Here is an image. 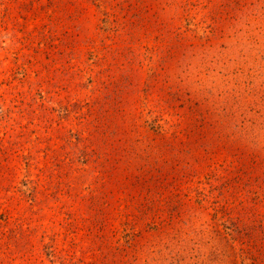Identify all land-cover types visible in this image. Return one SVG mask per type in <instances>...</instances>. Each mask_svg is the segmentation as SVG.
Masks as SVG:
<instances>
[{
  "label": "rangeland",
  "instance_id": "1",
  "mask_svg": "<svg viewBox=\"0 0 264 264\" xmlns=\"http://www.w3.org/2000/svg\"><path fill=\"white\" fill-rule=\"evenodd\" d=\"M0 264H264V0H0Z\"/></svg>",
  "mask_w": 264,
  "mask_h": 264
}]
</instances>
